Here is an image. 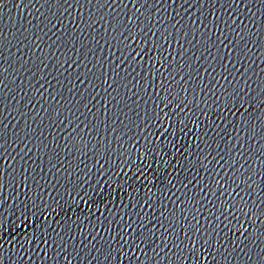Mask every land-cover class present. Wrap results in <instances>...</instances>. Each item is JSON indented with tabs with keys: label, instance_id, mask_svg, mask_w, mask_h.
<instances>
[{
	"label": "water",
	"instance_id": "obj_1",
	"mask_svg": "<svg viewBox=\"0 0 264 264\" xmlns=\"http://www.w3.org/2000/svg\"><path fill=\"white\" fill-rule=\"evenodd\" d=\"M0 264H264V0H5Z\"/></svg>",
	"mask_w": 264,
	"mask_h": 264
},
{
	"label": "snow or ice",
	"instance_id": "obj_2",
	"mask_svg": "<svg viewBox=\"0 0 264 264\" xmlns=\"http://www.w3.org/2000/svg\"><path fill=\"white\" fill-rule=\"evenodd\" d=\"M5 3V0H0V6H2ZM221 44H223V41H221ZM226 47V45H224ZM139 55V53H138Z\"/></svg>",
	"mask_w": 264,
	"mask_h": 264
}]
</instances>
